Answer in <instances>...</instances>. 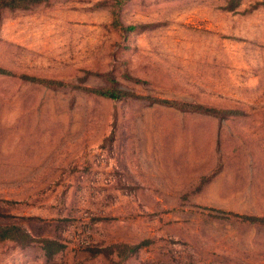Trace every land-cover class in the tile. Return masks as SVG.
<instances>
[{
    "label": "rangeland",
    "instance_id": "rangeland-1",
    "mask_svg": "<svg viewBox=\"0 0 264 264\" xmlns=\"http://www.w3.org/2000/svg\"><path fill=\"white\" fill-rule=\"evenodd\" d=\"M26 4L0 5V264H264V0Z\"/></svg>",
    "mask_w": 264,
    "mask_h": 264
},
{
    "label": "trees",
    "instance_id": "trees-1",
    "mask_svg": "<svg viewBox=\"0 0 264 264\" xmlns=\"http://www.w3.org/2000/svg\"><path fill=\"white\" fill-rule=\"evenodd\" d=\"M47 2L48 0H0V5L2 7H22V8H26L28 5L26 4L27 2ZM228 2V6L229 8H233L235 7L237 4H238V0H227ZM1 69H0V73H1ZM95 93L101 95V96H104V97H110V98H119L121 95L120 93H116V92H113V91H95ZM5 230V234L3 236V239L4 240H14L12 237L8 236L7 233L12 231L13 229H4ZM17 231H22L24 237L26 239H30L31 237L29 236V234L27 232H25L24 230H21L19 228H16ZM47 243L48 245H52L54 244L53 242H45ZM51 247V246H49ZM43 251H46V250H49L48 247H43L41 248Z\"/></svg>",
    "mask_w": 264,
    "mask_h": 264
}]
</instances>
